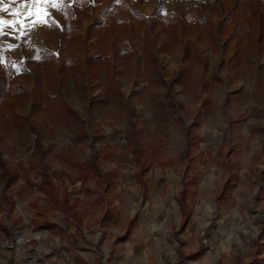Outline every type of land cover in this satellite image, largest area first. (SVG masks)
Masks as SVG:
<instances>
[{"label":"rangeland","instance_id":"1","mask_svg":"<svg viewBox=\"0 0 264 264\" xmlns=\"http://www.w3.org/2000/svg\"><path fill=\"white\" fill-rule=\"evenodd\" d=\"M0 18L18 88L0 96V264L72 263L68 221L97 245L151 222L167 256L264 264V0H2Z\"/></svg>","mask_w":264,"mask_h":264},{"label":"crops","instance_id":"2","mask_svg":"<svg viewBox=\"0 0 264 264\" xmlns=\"http://www.w3.org/2000/svg\"><path fill=\"white\" fill-rule=\"evenodd\" d=\"M178 211L179 220L175 239L178 243H181L182 239L179 235L187 229L191 230V234L193 232V226L191 227L193 208L184 230L179 229L181 220L179 207ZM146 225L147 224L144 222L137 221L133 227L127 226L123 234L118 238H101L100 242L102 243L98 245L96 244V237L88 238L89 236L84 233L81 226L79 230H77V228H73L72 230V226L69 224L63 226L69 239H73L72 244L69 246L73 256L72 259H70L72 262L70 264H102L105 260L107 261L104 264H177L180 255L183 257L185 254L189 253H183L181 251V246L178 245L175 255L167 256L164 253L162 254L160 250L163 246L166 248L167 244H163L162 246L163 237L161 236L158 238L152 236V231L153 229H159L160 234H162L166 229L165 226L151 222L148 223V226ZM100 229L105 230L106 227L101 225ZM213 241L215 242V239ZM198 250H200L201 253L197 258L182 259L180 264H219L225 260V258L221 257L219 249L207 250L205 252L201 250V248H197L193 251Z\"/></svg>","mask_w":264,"mask_h":264},{"label":"trees","instance_id":"3","mask_svg":"<svg viewBox=\"0 0 264 264\" xmlns=\"http://www.w3.org/2000/svg\"><path fill=\"white\" fill-rule=\"evenodd\" d=\"M251 18H253V14L251 15ZM251 24H253V23L251 22ZM11 79L12 78L10 75H6L5 78L0 79V96L5 91H11V92L17 91L18 88H17L16 84H14V83H12V81H10ZM146 170H147L146 168H141L140 171L136 174V180L138 181L141 190H144L146 187L145 180H144V177L147 174ZM5 174L6 173H4L3 175H5ZM114 176H116V175L113 172H103L100 174V179L103 181V183H105L104 186L102 187V190H101L102 195H103V192L105 191V189H104L105 185L107 186V184L111 181V179H113ZM196 182H197L196 176H187L185 174V171L183 172V174L180 177L179 183H180L181 189L177 192V194L174 197V199H175V201L179 207L180 213H181V220H180V225H179L180 230L185 229V227L188 223V220L192 214V206H191L190 202L188 201L187 193H188V188L195 186ZM101 184H102V182H101ZM59 208L61 209L62 212L68 213L69 210H71L72 206L69 204V201L66 198H64V202L62 201V203H60ZM68 224L70 225L69 221H68ZM71 225H73V224L71 223ZM200 253H201V251L198 250V251L189 252V253L185 254L183 257L180 255V257L177 261V264H180L182 259H195L200 255Z\"/></svg>","mask_w":264,"mask_h":264},{"label":"snow or ice","instance_id":"4","mask_svg":"<svg viewBox=\"0 0 264 264\" xmlns=\"http://www.w3.org/2000/svg\"><path fill=\"white\" fill-rule=\"evenodd\" d=\"M11 2L15 3V0H11ZM37 2H38V0H37ZM0 3H2V0H0ZM3 10H7V9L5 8ZM13 15H19V13L18 12H14ZM29 15H31V14L29 13ZM14 23L15 22H6V21L3 20V18H0V34H2L4 27H6V26L7 27H12V26H14Z\"/></svg>","mask_w":264,"mask_h":264}]
</instances>
